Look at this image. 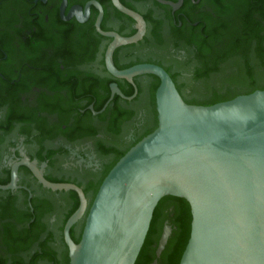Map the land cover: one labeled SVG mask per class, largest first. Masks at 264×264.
Returning <instances> with one entry per match:
<instances>
[{
  "label": "flooded vegetation",
  "instance_id": "flooded-vegetation-1",
  "mask_svg": "<svg viewBox=\"0 0 264 264\" xmlns=\"http://www.w3.org/2000/svg\"><path fill=\"white\" fill-rule=\"evenodd\" d=\"M252 3L262 10L253 17L264 24V0H0V261L67 264L64 228L80 198L41 178L83 191L87 209L70 230L79 243L110 168L158 125L151 89L160 80L140 75L129 82L108 69L116 38H132L140 29L120 7L141 17L145 31L113 50L114 67L159 65L187 103L205 105L264 87V51L257 57L251 25L244 31ZM215 25L236 48L203 75L188 37H207ZM182 201L168 197L158 204L143 264H166L183 232Z\"/></svg>",
  "mask_w": 264,
  "mask_h": 264
},
{
  "label": "water",
  "instance_id": "water-1",
  "mask_svg": "<svg viewBox=\"0 0 264 264\" xmlns=\"http://www.w3.org/2000/svg\"><path fill=\"white\" fill-rule=\"evenodd\" d=\"M120 8L140 22V29L132 38H116L107 53L108 69L129 82L140 75L160 80L158 126L104 178L79 243L70 230L86 212L83 191L48 183L36 173L49 188L79 195V207L64 228L70 264H136L154 212L166 197L185 200L191 212L190 237L179 264H264V90L194 105L159 65L118 71L113 50L138 41L145 31L141 17ZM167 240L165 232L160 251Z\"/></svg>",
  "mask_w": 264,
  "mask_h": 264
},
{
  "label": "trees",
  "instance_id": "trees-1",
  "mask_svg": "<svg viewBox=\"0 0 264 264\" xmlns=\"http://www.w3.org/2000/svg\"><path fill=\"white\" fill-rule=\"evenodd\" d=\"M259 10L260 9H256L254 4L252 3V23L251 24L246 23L245 24L246 28H244V31L248 32V30L252 27V45H253V43H256V51H255L256 56L261 58L263 51H264V50H262L264 37L261 35L262 31L264 30V28H263L264 24L261 21L255 19L253 17L255 11L258 12ZM261 11L262 10H260V12ZM55 16H58V14L56 13ZM263 19H264V16H263ZM250 25H251V27H249ZM218 28L219 27L217 25H215V28L209 32L210 34L208 33L207 37H205V35L202 34L201 32L193 33L188 37V43L193 44L197 47L196 56L200 60V62L204 65V68H205V72H203V75L207 74L209 72L216 71V65L220 62V60H223V59L231 56V54L234 52V50L236 48V45H235L233 39L231 38L232 36H230L227 31H226L225 41L221 38V36L219 37L217 35V32L219 30ZM209 63H212L213 67L209 68L207 65ZM198 75H201V73L198 72ZM159 83H160V81H158V83L154 84L152 89H151V98H152L153 104H155V92L159 86ZM256 90H264V87H253L252 91L250 93H252ZM235 97L236 96H232V97L224 98V99H218L216 101L205 104L203 106H211V105H214L217 103L229 101ZM125 153H122L120 155V158L123 157L125 155ZM117 162L118 161H116L113 164V166ZM113 166L110 169H112ZM166 198H168V197H166ZM166 198L162 199L160 201V203L163 202ZM182 202L185 205L184 212H183V232L179 238L178 244L175 246L174 250L169 255V258H168L166 264H179L180 263V259L182 257V254L184 252V249H185L187 242L189 240V237H190V230H191L190 208H189V205L184 200ZM77 205H79V202L77 203ZM155 212H154V214H155ZM151 230H152V224H151L149 233ZM146 240H147V238H146ZM144 255H145V247L143 246V248L140 252V255L136 261V264H143V260L145 258ZM0 264H5V263L0 261ZM67 264H69L68 259H67Z\"/></svg>",
  "mask_w": 264,
  "mask_h": 264
},
{
  "label": "rangeland",
  "instance_id": "rangeland-1",
  "mask_svg": "<svg viewBox=\"0 0 264 264\" xmlns=\"http://www.w3.org/2000/svg\"><path fill=\"white\" fill-rule=\"evenodd\" d=\"M24 249V248H23ZM23 249H21V251L23 250ZM36 249V245H34L33 247H32V249L30 250V252L31 251H33V250H35ZM26 255H27V253H26ZM19 260H12V262L10 263V264H15V263H17ZM21 264H25L24 263V260H22V262H20ZM43 264V263H42Z\"/></svg>",
  "mask_w": 264,
  "mask_h": 264
}]
</instances>
